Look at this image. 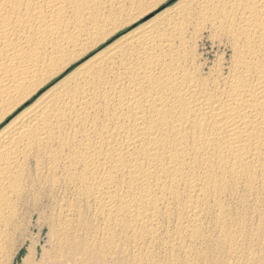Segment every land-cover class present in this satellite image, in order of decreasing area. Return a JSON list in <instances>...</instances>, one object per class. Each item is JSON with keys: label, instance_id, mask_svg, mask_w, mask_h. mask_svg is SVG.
<instances>
[{"label": "bare ground", "instance_id": "6f19581e", "mask_svg": "<svg viewBox=\"0 0 264 264\" xmlns=\"http://www.w3.org/2000/svg\"><path fill=\"white\" fill-rule=\"evenodd\" d=\"M141 1L0 0V264L27 207L41 264H264V0H187L35 97Z\"/></svg>", "mask_w": 264, "mask_h": 264}, {"label": "rangeland", "instance_id": "374dc122", "mask_svg": "<svg viewBox=\"0 0 264 264\" xmlns=\"http://www.w3.org/2000/svg\"><path fill=\"white\" fill-rule=\"evenodd\" d=\"M185 1H187V0H144V1L142 0L141 1L142 3L140 2L141 5L140 4L137 5L138 9H135L129 15L130 16V21H131V22H129L130 25L128 24V25L124 26L123 28L119 29L116 33H114V35H111L108 39H106L105 41L100 43L96 48L92 49L88 54L82 56L80 59H78L75 62L71 63L67 68H65L63 71H61L57 76L52 78L51 81H49L41 90H39L37 92V94L35 95V97L37 95H39L43 90H45L48 86L52 85L58 79H60L65 74L70 72V70H72L74 67H76L77 65H79L80 63L85 61L88 57H90L96 51H98L99 49H101L102 47H104L105 45H107L108 43H110L111 41H113L114 39L119 37L120 35H122V34L128 32L129 30H132V29L144 24V22L146 23V21L148 22L150 19L152 21H154V20H156L158 18H162L163 16L169 18V16H171L172 10L176 7V5L178 6V4L180 5L181 3H184ZM134 15H135V17H134L135 20H134V18L132 19V17ZM132 20H134V21L132 22ZM195 36L196 37L193 39L194 48H195L196 52H198L197 54L199 55V57L201 56L200 60L202 62H205L207 65H212L214 62H216V60L219 58V56L221 54H224V56L226 58L228 57L229 51H226V49L224 48V45H221L223 43L220 44V43H218L216 41H213V39H211L208 36V32L207 31L200 30L197 33V35H195ZM221 52H223V53H221ZM35 97L33 96L32 99L30 100V102ZM30 102H28V103H30ZM26 103H24V104H26ZM22 108H23V106L18 107L12 114L7 116L6 119H4L0 123V127L3 124H5L13 115H15ZM27 209L22 210V211H24V213L23 212L20 213V217H19L20 219L18 220V228L19 229H17L16 232H17V234L19 236V239L17 237V234H15L16 237H14V241H15L14 242V246H16V247H14V249L15 250L17 249V251H14V249H13V251L15 253L12 252V253H14V254H12V256H14L12 264H22L23 259L27 255L26 252H28L29 246L31 244H33L35 240L38 241V243H37V246H36V257H35L34 262L38 263L41 260V262H40V264H41V263H43L46 260V253L49 250L50 245H51L50 236H49V233H48V227H46V224H45V215L43 214L44 218H42L43 216H42V214L38 213V210L35 211V213H34L32 211L33 210L32 207H31V209H30V207L29 208L27 207ZM28 212L29 213L31 212V214L30 215L27 214ZM27 216L28 217L30 216L32 218L29 217L30 218L29 219ZM43 219H44V222H43ZM29 222H30V224H29ZM38 225H39V227H38ZM41 226H43V227H41ZM38 229H40V230H38ZM21 238L23 240H25V241H23ZM17 242H18V245H16ZM19 242H21L23 244H20ZM28 244H29V246H28ZM127 262H128V264H130L129 260L125 261L124 264H127Z\"/></svg>", "mask_w": 264, "mask_h": 264}]
</instances>
